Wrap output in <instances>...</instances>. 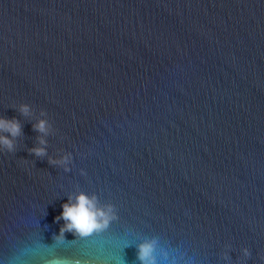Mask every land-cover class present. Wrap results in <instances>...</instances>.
Returning <instances> with one entry per match:
<instances>
[{
    "label": "water",
    "instance_id": "obj_1",
    "mask_svg": "<svg viewBox=\"0 0 264 264\" xmlns=\"http://www.w3.org/2000/svg\"><path fill=\"white\" fill-rule=\"evenodd\" d=\"M0 116V264H264V0H0ZM81 191L118 219L54 241Z\"/></svg>",
    "mask_w": 264,
    "mask_h": 264
},
{
    "label": "clouds",
    "instance_id": "obj_2",
    "mask_svg": "<svg viewBox=\"0 0 264 264\" xmlns=\"http://www.w3.org/2000/svg\"><path fill=\"white\" fill-rule=\"evenodd\" d=\"M13 108L23 117L30 118L34 115V109L28 103H19ZM40 116L45 117L47 113L41 109ZM34 131L42 134L37 137L39 146L30 148V154L43 158L47 155L45 136L50 134L52 123L48 119L40 118L33 123ZM22 126L16 117L6 118L0 116V151L15 153L17 151V140L22 136ZM71 153L65 154L61 159L49 157L48 163L53 165L65 166V171H69L66 166L71 161ZM84 170L81 169L83 174ZM62 213L56 217V221L63 220L59 234L53 237L54 241L65 240V233L70 232L77 238H87L94 234H100L106 231L111 222L118 219L116 208L113 204H100L98 196L93 194L89 196L85 192H79L75 199L70 195L68 201L62 205ZM137 258L140 264H158V252L165 260L168 259L169 253L159 245V238L153 236L142 240L136 245ZM243 255H251L248 248L242 249ZM264 259V257H262Z\"/></svg>",
    "mask_w": 264,
    "mask_h": 264
}]
</instances>
